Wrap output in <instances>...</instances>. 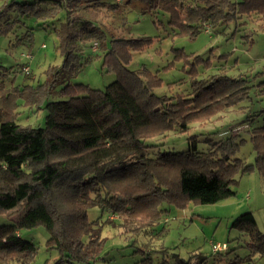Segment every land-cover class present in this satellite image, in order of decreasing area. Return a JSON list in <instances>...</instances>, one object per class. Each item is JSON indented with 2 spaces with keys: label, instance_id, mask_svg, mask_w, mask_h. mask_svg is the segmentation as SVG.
Instances as JSON below:
<instances>
[{
  "label": "trees",
  "instance_id": "trees-1",
  "mask_svg": "<svg viewBox=\"0 0 264 264\" xmlns=\"http://www.w3.org/2000/svg\"><path fill=\"white\" fill-rule=\"evenodd\" d=\"M143 1L169 12V23L182 26V32L191 35L207 24L224 31L238 19L245 18L241 23L264 19V0H195V6L186 7L185 0ZM79 2L84 3L83 8L107 4L106 0H0V35L14 30L22 33L9 46L32 42L34 26L28 20L40 25L66 10L57 29L59 47L65 53L63 64L52 68L44 83L26 85L22 90L6 89L8 74L0 76V211L12 216L10 224L0 225V264H30L38 247L20 231L39 225L49 233L47 246L59 252L54 262L44 264H95L105 238L98 219L88 216L90 207L99 204L102 211L115 212L125 221L144 211L158 220L166 210L162 203L178 207L189 200L216 203L236 194L234 186L244 172L257 168L264 176V108L241 124L255 150L252 163L238 156L246 141L240 131L203 150L194 136L179 151H156L154 143L146 142L170 131L185 132L193 123L248 100L255 85L248 75L230 77L223 72L197 79L200 55L190 56L175 48V56L190 65L191 90L157 95L153 88L162 82L157 73L128 68L132 52L149 46L154 40L151 36L109 38L103 59L115 80L104 89L63 82L59 92L63 99L52 100L61 75L74 67L68 15L70 6ZM117 6L107 4L110 9ZM87 29L82 32L86 41L108 39L102 31ZM252 36L253 31L244 35L251 40ZM25 67L21 64L15 72L30 77ZM258 89L264 94V85ZM22 104L32 111L45 110L44 124L19 123ZM259 117L261 123L255 125ZM232 225L248 233V245L264 257V232L252 211L236 216ZM150 252L135 264H156ZM159 264L171 262L164 259ZM174 264L195 263L176 254Z\"/></svg>",
  "mask_w": 264,
  "mask_h": 264
},
{
  "label": "rangeland",
  "instance_id": "rangeland-1",
  "mask_svg": "<svg viewBox=\"0 0 264 264\" xmlns=\"http://www.w3.org/2000/svg\"><path fill=\"white\" fill-rule=\"evenodd\" d=\"M106 2L118 6L115 9H110L107 4L83 8L81 6L84 3L80 2L78 6H70L71 13L68 16L73 34L70 48L75 54L72 62L74 67L70 73L61 75L51 99H63L59 95L63 82H81L104 89L115 80V74L104 66L103 50L107 49L109 38L151 36L154 40L149 46L132 52L128 68L157 73L162 79L161 84L153 88L157 95L188 93L191 90V76L188 72L190 65H185L182 58L175 56V48L190 56L200 55L197 79L223 72L230 77L248 75L253 78L255 85L248 100L209 120L193 123L185 132L170 131L164 136L147 138L146 142L154 143L156 151H179L186 149L194 136L199 150H203L213 142L240 131L246 141L240 145L238 156L248 163L255 162L253 143L241 124L248 115L264 108V94H259L258 89L264 85V19H248L245 23H241L245 18L238 19L224 31L221 28L210 29L207 24L205 29L191 35L187 31L182 32V26L171 25L170 13L160 6L150 7L143 0ZM194 3L195 0H185L184 7ZM65 18L66 10H63L55 18L42 20L44 23L40 25L28 20V24L34 26L32 42L28 44L9 46L17 34L22 36L21 30L0 35V76L8 74L6 87L3 85V88L16 87L22 90L26 85L44 83L51 69L63 64L65 53L59 47L57 29ZM87 28L104 32L108 39L86 41L82 32H86ZM250 31H253L252 40L244 37ZM206 61L210 64L205 65ZM21 64H28L30 68L28 71L24 68V72H31L30 77L15 72ZM23 104L18 107V122L22 125H43L45 110L32 111ZM258 119L255 125L261 123V117ZM234 189L235 195L216 203L202 204L189 200L184 207L170 202L162 203L166 210L163 213L161 211L158 220L144 211L136 217L128 216L125 221L115 212L102 211L99 204L90 207L88 216L91 220L98 219L101 236L105 238L101 257L95 264H135L147 256L149 251L156 264L164 259L174 264L176 254L195 264L264 263V257L248 245L250 235L232 225L236 216L252 211L258 228L264 232V176L257 168L244 172L239 176ZM9 213L0 211V225L12 222ZM20 233L24 239L38 247L30 264L52 263L59 257L57 249L47 246L49 233L44 226L24 228ZM213 243H224L226 247L219 251L221 254L218 251L214 253Z\"/></svg>",
  "mask_w": 264,
  "mask_h": 264
},
{
  "label": "built area",
  "instance_id": "built-area-1",
  "mask_svg": "<svg viewBox=\"0 0 264 264\" xmlns=\"http://www.w3.org/2000/svg\"><path fill=\"white\" fill-rule=\"evenodd\" d=\"M44 46V45H43ZM26 70L29 69L28 66L25 67ZM226 247V244H219V243H213V252H217L219 250H222Z\"/></svg>",
  "mask_w": 264,
  "mask_h": 264
}]
</instances>
